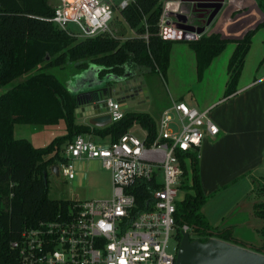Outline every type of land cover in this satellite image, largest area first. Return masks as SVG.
I'll list each match as a JSON object with an SVG mask.
<instances>
[{
  "label": "trees",
  "instance_id": "obj_1",
  "mask_svg": "<svg viewBox=\"0 0 264 264\" xmlns=\"http://www.w3.org/2000/svg\"><path fill=\"white\" fill-rule=\"evenodd\" d=\"M256 2L262 20L235 41L227 62L224 96L235 90L250 37L257 29H264V0ZM159 9L160 0H134L119 10L122 22L135 36L122 40L108 34L76 38L49 22L52 9L47 0H0V264H16L9 241L22 229L52 218L65 204L62 199L47 197V170L60 159V144L76 134L108 136V141H114L133 123L153 136L155 124L143 112L124 111L119 120L102 128L75 124V95L55 70L67 69L65 80L89 64L99 68L100 76L120 75L134 68L163 76L171 41L156 34ZM227 41L217 34H202L187 42L194 52L197 77ZM59 121L65 132L44 146L13 136L15 123L54 125ZM177 157L183 170V195L175 203V223L189 225L201 242L213 236L244 246L232 238L230 230L216 231L209 226L202 215L205 196L198 185L197 152L178 151ZM254 213L262 219L264 241V203H256Z\"/></svg>",
  "mask_w": 264,
  "mask_h": 264
},
{
  "label": "built area",
  "instance_id": "obj_2",
  "mask_svg": "<svg viewBox=\"0 0 264 264\" xmlns=\"http://www.w3.org/2000/svg\"><path fill=\"white\" fill-rule=\"evenodd\" d=\"M50 1L48 20L66 33L85 38L110 32L115 9L111 0ZM133 2L120 0L116 8ZM197 29L191 7L182 9L179 0H160V39L193 40L201 35ZM104 102L110 121L123 116L113 98ZM217 133L208 109L177 100L161 110L152 137L144 131L139 138L126 130L116 140L100 143L76 134L53 164L58 176L74 179L76 162L95 159L109 173V195L62 199L65 204L52 218L22 229L9 241L16 264H174L181 234L192 231L173 217L183 195L177 152H195L205 136Z\"/></svg>",
  "mask_w": 264,
  "mask_h": 264
},
{
  "label": "crops",
  "instance_id": "obj_3",
  "mask_svg": "<svg viewBox=\"0 0 264 264\" xmlns=\"http://www.w3.org/2000/svg\"><path fill=\"white\" fill-rule=\"evenodd\" d=\"M181 8L188 9L189 6L181 5ZM221 11L223 15H218ZM219 12L216 14L219 17L217 27L213 30L209 26L202 34H217L228 41L210 60L201 76L197 77L195 56L188 41H171L163 76L141 68L123 72L132 74L129 77H140L147 94L145 99L123 108V111L146 113L156 124L161 110L172 101H183L198 110L208 109L218 133L213 137L205 136L196 149L198 185L205 196L200 211L208 225L216 231L230 230L234 240L258 252L264 250V241L260 233L262 219L254 213V205L264 203V197L253 196L252 189L253 178L264 175V29H257L250 37L235 90L227 96L223 92L227 62L235 41L256 26L262 15L256 0H223ZM239 14H250L252 18L247 19L253 23L245 30L239 25H236L238 30L230 26L231 22L239 23L240 18H233ZM90 72L92 76L99 77L98 72ZM155 78H158L163 90H160ZM70 80L72 75L66 83L74 90L75 84H69ZM86 107L82 104L74 108L75 124L88 125ZM127 130L136 131L140 136L145 131L137 123ZM48 135L55 137L52 133ZM81 135L95 142H108V136ZM81 164L83 162L77 163V166Z\"/></svg>",
  "mask_w": 264,
  "mask_h": 264
},
{
  "label": "water",
  "instance_id": "obj_4",
  "mask_svg": "<svg viewBox=\"0 0 264 264\" xmlns=\"http://www.w3.org/2000/svg\"><path fill=\"white\" fill-rule=\"evenodd\" d=\"M179 1L181 5L189 7L208 8L209 14L205 25L220 11L223 5V0ZM177 17L183 18L181 15ZM203 31V27L196 30L199 34ZM91 70L98 72L99 68L93 64L87 66L72 76L69 84H75L74 90L66 86L67 90L75 95L76 106L87 105L84 110L86 116L89 117L88 125L100 127L110 122L104 102L107 98H113L121 104L122 109L146 98L145 86L140 77H129L132 75L129 72L120 75L108 73L97 77L91 75ZM136 81H138L137 84H132ZM50 172L56 178L58 177L56 165L50 166ZM193 235V231L181 234L174 264H264V250L257 252L252 250L249 245L240 246L213 236L201 242L198 239L189 238Z\"/></svg>",
  "mask_w": 264,
  "mask_h": 264
},
{
  "label": "rangeland",
  "instance_id": "obj_5",
  "mask_svg": "<svg viewBox=\"0 0 264 264\" xmlns=\"http://www.w3.org/2000/svg\"><path fill=\"white\" fill-rule=\"evenodd\" d=\"M115 4V9L113 12V18L109 24L108 33L109 36L115 38L124 39L127 37L135 36V31L127 28V26L122 22L119 16V9L116 5L120 0H111ZM51 7V1L47 0ZM218 15H223V11L219 12ZM247 16V18H246ZM235 15L233 18L239 19V23H230L231 28L238 30V26L242 27L243 30L248 28L253 22L248 21L250 19V14ZM217 18L214 19L210 27L214 30L217 27ZM252 19V18H251ZM76 38H80L77 37ZM83 38V37H81ZM67 69L55 70L56 76L66 85L65 76ZM154 81L159 86L160 90H163L158 78ZM134 130H137L135 128ZM52 133L53 136H57L63 133V122L59 121L54 125H31V124H13V136L15 138H25L29 140L33 146H44L50 137L48 134ZM134 135L141 138L140 133L136 131L133 132ZM75 136V135H74ZM65 144L63 142L58 147V155L62 152V147ZM77 162L75 163V167ZM47 197L49 199H78L84 200L89 198H100L109 195L110 185H109V173L106 169L101 167L100 163L95 160H84L83 164L78 167L77 176L74 179L68 180L60 176L56 178L48 168L47 170ZM253 196L264 197V175H258L253 178ZM182 195V194H181ZM179 197V196H178ZM172 244V242H171Z\"/></svg>",
  "mask_w": 264,
  "mask_h": 264
},
{
  "label": "flooded vegetation",
  "instance_id": "obj_6",
  "mask_svg": "<svg viewBox=\"0 0 264 264\" xmlns=\"http://www.w3.org/2000/svg\"><path fill=\"white\" fill-rule=\"evenodd\" d=\"M191 12L192 15L194 16V22L198 25L199 27H203L204 31L210 26V24L214 21L216 15L210 20V22L206 24L207 17L209 14L208 8H201V7H191ZM204 31L202 33H204ZM200 33V34H202Z\"/></svg>",
  "mask_w": 264,
  "mask_h": 264
}]
</instances>
